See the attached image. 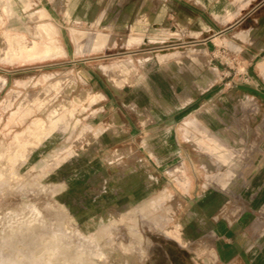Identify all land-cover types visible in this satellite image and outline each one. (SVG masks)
Listing matches in <instances>:
<instances>
[{
  "label": "rangeland",
  "instance_id": "rangeland-1",
  "mask_svg": "<svg viewBox=\"0 0 264 264\" xmlns=\"http://www.w3.org/2000/svg\"><path fill=\"white\" fill-rule=\"evenodd\" d=\"M0 264H264V0H0Z\"/></svg>",
  "mask_w": 264,
  "mask_h": 264
},
{
  "label": "bare ground",
  "instance_id": "bare-ground-1",
  "mask_svg": "<svg viewBox=\"0 0 264 264\" xmlns=\"http://www.w3.org/2000/svg\"><path fill=\"white\" fill-rule=\"evenodd\" d=\"M37 31H38V34L40 35H43L44 39H52V31L50 29V27H48V25H39L37 27ZM54 45H55V42L52 40H50V42L48 43V45L42 47V48H39L36 44L34 43H31L30 45H28L26 47V51L25 52H21V51H18V49H16L13 53L16 57H20L22 55H25V57H27L28 59H41L42 57H46L48 54H50L51 50L54 48ZM12 53V54H13ZM7 58H9V56H7ZM47 58V57H46ZM6 60V59H5ZM58 87V86H57ZM82 93V92H81ZM83 95V94H81ZM94 96V95H93ZM80 97V96H79ZM96 97V96H94ZM80 100V99H79ZM53 115V114H52ZM51 115V116H52ZM55 115V114H54ZM50 116V117H51ZM53 117V116H52ZM253 118V117H252ZM252 118H249L248 116H245L244 117V120L246 123H249L251 120H253ZM50 122V120H49ZM186 126V125H185ZM247 126V124H246ZM249 127V126H247ZM257 127V126H256ZM37 128V127H36ZM39 129V128H38ZM41 129V128H40ZM248 129H246L247 131ZM200 132V131H199ZM247 133V132H246ZM191 139V138H190ZM207 140V139H206ZM197 141V140H196ZM209 142V141H208ZM192 143V142H191ZM194 144V143H193ZM205 144V143H204ZM210 145V144H209ZM216 145V144H215ZM220 146V145H219ZM215 147V146H214ZM212 151V150H211ZM202 152V151H201ZM222 154V153H221ZM224 155V154H223ZM216 158V157H215ZM226 159V157H224ZM177 171L178 172H181L182 171V166L179 165L177 168ZM174 172V171H173ZM176 175V174H175ZM184 181H186V179L184 178ZM207 182V181H206ZM211 182V181H209ZM210 185V184H209Z\"/></svg>",
  "mask_w": 264,
  "mask_h": 264
},
{
  "label": "crops",
  "instance_id": "crops-1",
  "mask_svg": "<svg viewBox=\"0 0 264 264\" xmlns=\"http://www.w3.org/2000/svg\"><path fill=\"white\" fill-rule=\"evenodd\" d=\"M262 78V77H261ZM188 178H190V177H188Z\"/></svg>",
  "mask_w": 264,
  "mask_h": 264
}]
</instances>
